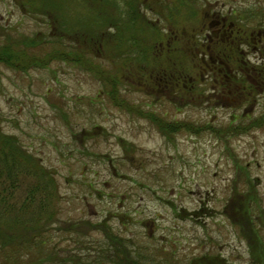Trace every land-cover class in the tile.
<instances>
[{"label":"rangeland","instance_id":"374dc122","mask_svg":"<svg viewBox=\"0 0 264 264\" xmlns=\"http://www.w3.org/2000/svg\"><path fill=\"white\" fill-rule=\"evenodd\" d=\"M106 1L108 4L100 3L99 13L106 15L103 19L112 21L113 18L119 27H124L123 32L119 31L122 46L134 36L141 43H157V51H160L162 41L165 45L166 41L176 39V42L171 41V46L193 57L190 75L197 79V86L189 95L165 86L161 93L153 92L149 82L139 84L136 73L130 90L122 88L120 91L125 101H135L169 121L211 122L219 127L239 120L243 114L248 118L260 114L264 117L263 90L260 89L261 96L255 94L254 100L249 102L243 93V83H238L239 88L234 89L235 82H229L231 92L223 90L221 85L228 82L207 72L210 59L201 56L207 47L214 46L210 40L213 36L210 25L217 20L219 11L240 14L249 5H261L260 0H208L207 11L194 8L189 12L193 19L182 11V0H165L166 4L161 3L164 9L167 7L164 27H159L164 35L161 38L155 37L150 27L145 32L144 27L140 30L129 24L132 12L128 5L132 0ZM59 3L62 13H55L59 25L66 27L68 34L98 27L96 13L88 9L85 0H60ZM117 4L119 10L110 7ZM171 12L182 14L175 23ZM196 12L197 15L192 16ZM147 14L157 20L153 13L147 11ZM114 22L99 30L114 34L116 30L110 29L116 27ZM50 23L46 17L39 21L26 15L15 0H0L2 40L7 34L18 36L20 40L22 35L47 33ZM177 29L187 34L179 36L182 33L178 35ZM153 39L156 41H151ZM43 41L48 43L45 38ZM196 41L198 47H195ZM89 47L98 49L101 44L97 39H89L88 51ZM57 49V44L49 43L40 53L45 57ZM116 50V45L107 44L105 55L109 58L93 61L88 68L92 71L64 62L26 73L0 65V126L5 133L18 137L26 150L55 173L60 196V227L79 221L103 225L107 220L117 235L130 241L135 253L148 264H191L195 258L206 254L221 255L228 264H255L254 260L259 259H253L250 241L242 237L241 224L249 233L252 229L258 236L264 234L256 218L261 215L264 221V125L238 134L245 136L229 143L220 142V138V141L212 139L216 137L212 133L211 138L180 135L173 143L166 141L146 121L117 108L105 93L109 86L101 78L115 75L112 71L116 69L115 63L118 66L123 63L114 56L119 53ZM245 51L251 61L260 59V55L247 48ZM167 52L164 49L165 58ZM100 55L96 52L93 57L100 58ZM182 73L185 72H178ZM132 76L130 73L127 79ZM234 76L239 78L237 73ZM136 82L138 87H135ZM117 90L119 92V85ZM149 93L153 95L150 97ZM115 97L119 100V93ZM189 99L199 107L188 108ZM250 123L238 125L236 131L242 132ZM243 171L246 180L236 183L238 172ZM250 191L263 203L260 213L252 209L256 221L252 225H249L250 220L247 223L241 200H234L236 193L246 195ZM91 235L85 241L79 240V244L74 243V237L60 236L59 245L76 255L82 253L91 262L109 246L102 234ZM257 240L256 237L251 243L256 246ZM81 242L89 251L79 252ZM67 249L60 250L62 259ZM2 259L0 256V261ZM204 261L209 264L211 260Z\"/></svg>","mask_w":264,"mask_h":264},{"label":"trees","instance_id":"16d2710c","mask_svg":"<svg viewBox=\"0 0 264 264\" xmlns=\"http://www.w3.org/2000/svg\"><path fill=\"white\" fill-rule=\"evenodd\" d=\"M15 1L24 12L26 11L37 20L41 21L42 17H46L52 23H50V27H46L47 33L40 32L31 37L22 35L20 40L18 36L7 34V38L5 37L4 40L0 39V65L7 69L26 73L30 70L48 69L53 64H62L64 62L75 68L92 71V68H88L92 66L93 61L104 59V57L109 58V56L105 55V48H107V44H114L118 48L116 51H119L114 56L120 61L123 60V63L119 64V66L115 63L116 69L112 70L116 72L115 75H105L103 79L101 78V81H104L105 85L109 86V90L112 89V91H109L106 88L107 91L105 93L113 101L112 103H115L114 105L117 108L151 122L160 134L169 137V139L172 137L176 138L181 134L203 137L212 133L223 142L229 143V140L245 136L238 134H246L253 129H260L259 127L264 125V117L252 121V124L250 123L248 127L242 129V132L236 131L234 127L219 128L210 124H197L189 121L170 122L154 111L145 109L143 105L125 101L120 91L122 88H125V91L130 89L136 73L141 79L148 78L152 80L149 83L153 92L161 93L166 87L172 88L177 92L182 91L185 94L191 93L194 90L186 91L187 87L191 88L187 84V79H191V75L178 77V72L183 71L185 72L184 74H190L193 70V57L174 47H170L166 43L163 51L164 49L168 51V56L165 58L163 52L158 53L157 43H141L134 36L126 40L125 45L127 47L123 48L125 45L122 46L119 41V31L123 32L124 27H119V23L117 21L114 22L113 18L112 21L103 19L106 15H103L101 11L99 13L100 3L108 4L106 0H85L88 9L96 13L98 27H88L84 31L78 30L75 34H68L66 27L59 25L55 11L62 13L60 0ZM182 1L184 7L196 8L200 11H207V5L209 4L208 0H197L195 3H191V0ZM162 2L164 3L165 0H132L128 5L132 12L129 14V24L132 27H138L140 30L144 27L145 32L147 27H150L153 29L155 37H163L164 35L159 27H163L162 24H164L163 19L167 7L164 9L165 6L161 5ZM260 3L261 5H249L243 12L237 13L239 17L243 16V19H237V21L245 30H264V21L262 20L264 15L263 0H260ZM110 7L119 10V4L116 6L111 5ZM146 11L153 12L157 16V21L150 19ZM179 14L171 12L173 23L176 22ZM194 15H197V12L192 14V16ZM188 18L191 19L192 17L189 16ZM109 22L116 24V27H110V29L116 30L114 34H111L110 31L107 32V30H99V27ZM51 24H54V27H51ZM44 38L47 39L48 43L43 41ZM89 39H97V43H100L101 47L91 50L89 47V52L86 48ZM151 41L154 42L156 39ZM49 43L57 44L58 49L42 57L40 51H42L44 45ZM201 46L203 47L202 44ZM213 48L215 49L212 52L213 56H216L221 61L223 59L240 65L241 54H236L235 60L230 61L224 58L229 55L228 47L215 42ZM96 52L101 53L100 58L93 57ZM124 53H127L128 56L123 55ZM90 55L91 59L89 61H91V65L88 61ZM163 60H166V64H164L166 68H158L154 72L153 68L151 69L155 65L154 62H159L163 66ZM100 70L101 68H99ZM130 73L133 76L128 80L127 76ZM118 85L119 92L117 90ZM118 93L119 100L115 97ZM152 95L149 93L150 97ZM243 173L245 175L244 171ZM55 176V173L46 168L39 158L23 147L16 136L5 133L0 126V256L3 257L0 264H148L135 253L130 241L123 238L120 234L119 236L117 235L108 221L104 222L103 225L79 221L67 223L60 227V224H62L58 219L60 196ZM248 198H256V196L250 195ZM255 201L258 200L255 199ZM257 205L259 208L260 205L258 203ZM243 232L245 236L248 235L247 231ZM93 233H100L105 236L109 246L105 251L99 252L95 260L91 259V262L86 260L82 253L76 255L66 247H60L59 245L58 239L60 236L69 235L70 239L74 237V243L79 244V240L85 241ZM83 244L81 242L79 248H77L79 252L89 251L86 246L82 247ZM61 248L67 249L65 259L61 258ZM253 257H257L260 264H264L263 251L260 254L258 253V255L254 253ZM206 259L211 260L209 264H228L226 260L219 256L199 258L191 264H207L204 261Z\"/></svg>","mask_w":264,"mask_h":264},{"label":"flooded vegetation","instance_id":"af4514ba","mask_svg":"<svg viewBox=\"0 0 264 264\" xmlns=\"http://www.w3.org/2000/svg\"><path fill=\"white\" fill-rule=\"evenodd\" d=\"M216 25L219 27V28L214 29V36L216 38L227 39L228 42L233 40V42H232L233 44L239 43V42L240 43L244 42L243 37H245V33H242L241 30H237L235 28L236 26H233V25L230 26V27H233V28L229 29V25L227 26V24H226V19H223L220 22H217ZM226 27H228V28H226ZM263 36H264V34H259L257 36L260 39V43L262 42L261 40H263L262 39ZM250 38H252V41H254V38L252 37V35H250ZM254 44L257 45L258 41H254ZM261 51H262V48H258V46H256L255 49H254L255 53H260ZM250 64H251L250 60L245 64V68L247 69V74L250 73V70L246 66L250 65ZM254 70H256V69L254 68ZM233 73H237L236 66L234 64H232L230 66V74H231L230 84L232 82H235V84H236L235 76H234ZM261 84H262V81H260L259 85H261ZM235 86H237V84ZM238 88H239V86L238 87H234V89H238Z\"/></svg>","mask_w":264,"mask_h":264}]
</instances>
